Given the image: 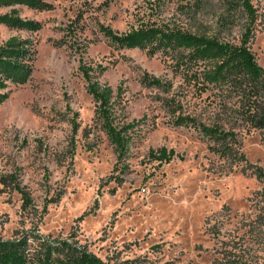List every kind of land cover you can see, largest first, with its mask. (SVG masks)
I'll use <instances>...</instances> for the list:
<instances>
[{"label": "rangeland", "instance_id": "1", "mask_svg": "<svg viewBox=\"0 0 264 264\" xmlns=\"http://www.w3.org/2000/svg\"><path fill=\"white\" fill-rule=\"evenodd\" d=\"M253 3L264 68V0ZM0 15L32 23L0 21V49L18 42L28 63L25 80L0 74V241L23 242L32 264L73 250L106 264H264V86L214 81L215 62L188 48L108 34L237 46L239 0H40ZM86 72L112 93L108 111Z\"/></svg>", "mask_w": 264, "mask_h": 264}, {"label": "trees", "instance_id": "2", "mask_svg": "<svg viewBox=\"0 0 264 264\" xmlns=\"http://www.w3.org/2000/svg\"><path fill=\"white\" fill-rule=\"evenodd\" d=\"M239 1L247 19V27L246 32L243 34L241 44L237 46L222 43L216 38L198 36L182 31L166 32L153 27L133 29L122 36H116L112 31H108V34L112 39L122 43L127 48L144 47L147 44L158 41L167 47L177 46L179 48L191 49L197 58L215 62L216 68L211 76L212 80H223L225 73L230 72V74H234L235 76L245 75L250 82L257 83L258 89H262L264 86V68L257 64L255 56L249 46V42L254 36L257 10L253 3L254 0ZM39 3L40 0H0V6L24 4L35 7ZM0 21L19 27H32V23L21 22L22 20L17 16L0 15ZM8 47L7 52L6 47L0 49V54L5 58L3 60L0 59V74L6 76L7 79L16 81L25 80L28 76V63L20 60H24L26 55L24 47H18V42L11 43ZM85 75L90 82V92L100 103V106L105 111H108L111 105L112 93L109 90L96 89L89 72H86ZM6 98L7 95L5 93H0V102L5 101ZM208 133L214 135L216 131L210 128ZM118 145H120V139ZM162 156H165V154L162 153ZM63 245L65 247L67 245L68 252H71L67 242ZM27 251L24 243L21 241H0V264H32L28 261L25 262L27 259L25 254ZM79 252L78 250L75 253L73 250V258L76 256V259L72 260L70 257L71 261L60 260L58 264H106L92 255L87 253L78 254ZM50 262L51 260L49 259L42 261L43 264H49Z\"/></svg>", "mask_w": 264, "mask_h": 264}]
</instances>
